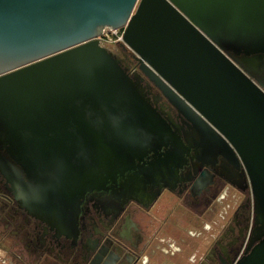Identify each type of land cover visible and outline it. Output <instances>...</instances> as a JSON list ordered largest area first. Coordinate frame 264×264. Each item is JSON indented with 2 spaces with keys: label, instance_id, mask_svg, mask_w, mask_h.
<instances>
[{
  "label": "water",
  "instance_id": "1",
  "mask_svg": "<svg viewBox=\"0 0 264 264\" xmlns=\"http://www.w3.org/2000/svg\"><path fill=\"white\" fill-rule=\"evenodd\" d=\"M202 166L248 185L232 264H264V0H0V171L30 210L69 229Z\"/></svg>",
  "mask_w": 264,
  "mask_h": 264
},
{
  "label": "flooded vegetation",
  "instance_id": "2",
  "mask_svg": "<svg viewBox=\"0 0 264 264\" xmlns=\"http://www.w3.org/2000/svg\"><path fill=\"white\" fill-rule=\"evenodd\" d=\"M112 49L134 71L128 48ZM150 88V86H149ZM157 95L159 89L152 86ZM154 104L181 121L163 97ZM241 196L223 223L210 232L211 215L231 190ZM252 226L251 192L208 166L150 201L126 200L105 211L93 200L69 229L30 210L0 171V259L11 264H232L242 253ZM213 236V237H211ZM4 255V257H2Z\"/></svg>",
  "mask_w": 264,
  "mask_h": 264
},
{
  "label": "rangeland",
  "instance_id": "3",
  "mask_svg": "<svg viewBox=\"0 0 264 264\" xmlns=\"http://www.w3.org/2000/svg\"><path fill=\"white\" fill-rule=\"evenodd\" d=\"M100 42L109 48H112V49L115 48L114 44L112 42L108 41L107 39H105L104 37L101 38ZM230 189L231 190L229 191V193L225 196L223 201H221V203H220L221 205H219L217 207V209H216L217 212L214 215L213 214L211 215L210 232L212 233V235L214 232H216V230H218L220 225L223 223V217H221L220 215L218 216V211L220 209L224 208L223 214L228 216L240 199L241 194L233 188H230ZM211 237H213V236H211ZM2 253L3 252L0 250V255H2ZM2 257H4V255ZM0 264H11V263L9 261H7L6 259L1 258Z\"/></svg>",
  "mask_w": 264,
  "mask_h": 264
},
{
  "label": "built area",
  "instance_id": "4",
  "mask_svg": "<svg viewBox=\"0 0 264 264\" xmlns=\"http://www.w3.org/2000/svg\"><path fill=\"white\" fill-rule=\"evenodd\" d=\"M122 33H123V27H116V28L107 27L103 30V32L99 36V39L101 41V38L104 37L113 44H116L118 41L122 40Z\"/></svg>",
  "mask_w": 264,
  "mask_h": 264
}]
</instances>
